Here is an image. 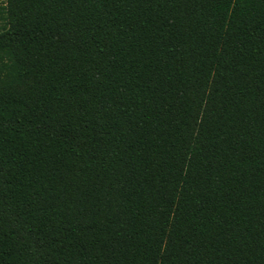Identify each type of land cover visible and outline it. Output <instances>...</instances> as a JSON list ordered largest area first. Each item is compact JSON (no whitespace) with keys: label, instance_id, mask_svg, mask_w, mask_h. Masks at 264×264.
Returning <instances> with one entry per match:
<instances>
[{"label":"trees","instance_id":"trees-1","mask_svg":"<svg viewBox=\"0 0 264 264\" xmlns=\"http://www.w3.org/2000/svg\"><path fill=\"white\" fill-rule=\"evenodd\" d=\"M0 264H264V0H0Z\"/></svg>","mask_w":264,"mask_h":264}]
</instances>
